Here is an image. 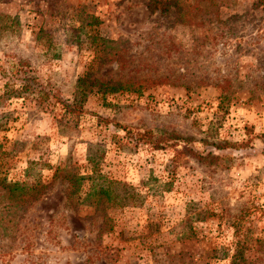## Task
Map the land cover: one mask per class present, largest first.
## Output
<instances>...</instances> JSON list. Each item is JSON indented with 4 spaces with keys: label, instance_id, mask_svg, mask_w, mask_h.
I'll return each instance as SVG.
<instances>
[{
    "label": "rangeland",
    "instance_id": "obj_1",
    "mask_svg": "<svg viewBox=\"0 0 264 264\" xmlns=\"http://www.w3.org/2000/svg\"><path fill=\"white\" fill-rule=\"evenodd\" d=\"M179 1L190 22L145 0H0V177L46 185L0 204V264H264V0ZM89 66L120 88L78 113L6 96L29 74L70 101Z\"/></svg>",
    "mask_w": 264,
    "mask_h": 264
},
{
    "label": "trees",
    "instance_id": "obj_2",
    "mask_svg": "<svg viewBox=\"0 0 264 264\" xmlns=\"http://www.w3.org/2000/svg\"><path fill=\"white\" fill-rule=\"evenodd\" d=\"M145 7L148 11H159L161 13H173L177 18L179 23L190 22V9L193 7L192 5H186L185 3H181L179 0H145ZM91 43L94 45V55L93 59L98 57V53L100 51L104 52L105 50V60H111L114 57L118 58L119 52L115 49V41L114 40H105L95 34L91 35ZM100 41V42H99ZM103 43L102 47L99 48V45ZM106 44V45H105ZM106 46V47H105ZM94 63V62H93ZM91 66L87 67L83 74L76 79V83L74 86V91L72 95V99L70 101L63 100L54 93L50 92L48 89H45L35 78L34 75H24L17 84H13L12 87L7 93V98H25L24 96L30 95L34 99L36 106L39 108H43L45 105L49 106L51 103L48 101L49 98H53L54 102L57 103L61 109L62 114L64 113H78L81 111V103L83 102L87 93L91 91L93 85H95V91H99L101 93L106 92H113L119 90V86L116 83H112L109 81H99L98 79L91 78L90 68ZM89 83V84H88ZM132 90V89H131ZM133 90H137L134 88ZM25 94V95H24ZM21 95V96H20ZM221 96V95H220ZM222 97V96H221ZM220 102V101H219ZM128 137H134L137 141L140 142H149L153 144V146H162L160 142L162 140L154 139L151 137L150 133L147 132H136L128 133ZM187 138L181 137L176 134H170L166 137L165 142H172L169 143L170 145H175L176 141H180L183 146V150L189 153L192 156H197L199 158L202 154L199 153L197 150L193 149L191 146H188ZM225 144V143H224ZM175 153H179L175 150ZM56 176V172L53 173L52 178ZM77 179L81 180L84 179L83 177H76ZM87 178V177H86ZM76 179V180H77ZM46 185L39 181L33 183L32 185H26L24 183H19L17 181L14 182H6L5 179L0 177V204H2V208H10V209H18L23 206L29 205L35 198V195H39L43 188ZM74 186V183L71 181L65 185V199L70 200L71 190ZM108 187H96L92 185L88 192L86 193V197H93L99 193H105L108 197ZM98 197V195H97ZM99 198V197H98ZM0 213V236L4 235L9 238H13L14 231H12L11 227L13 225H8L7 223H12L15 218V212L8 210L5 213L1 211ZM9 231L7 232V230ZM7 232V234H6Z\"/></svg>",
    "mask_w": 264,
    "mask_h": 264
}]
</instances>
